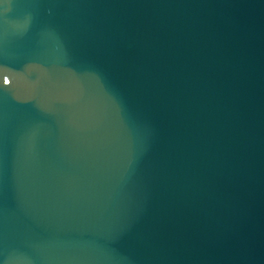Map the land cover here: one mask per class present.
<instances>
[{"label":"water","instance_id":"1","mask_svg":"<svg viewBox=\"0 0 264 264\" xmlns=\"http://www.w3.org/2000/svg\"><path fill=\"white\" fill-rule=\"evenodd\" d=\"M0 264H264V0H0Z\"/></svg>","mask_w":264,"mask_h":264}]
</instances>
